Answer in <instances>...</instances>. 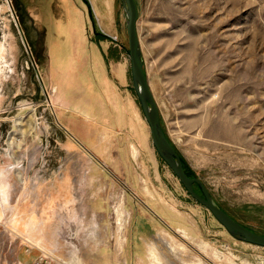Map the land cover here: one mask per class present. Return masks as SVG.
<instances>
[{
	"label": "rangeland",
	"instance_id": "1",
	"mask_svg": "<svg viewBox=\"0 0 264 264\" xmlns=\"http://www.w3.org/2000/svg\"><path fill=\"white\" fill-rule=\"evenodd\" d=\"M64 2L0 0V264H264V248L233 239L154 148L121 0L68 5L86 31L81 53L62 43L57 64L94 66L92 116L81 132L58 126L48 85ZM135 2L167 138L214 201L264 235V0Z\"/></svg>",
	"mask_w": 264,
	"mask_h": 264
},
{
	"label": "water",
	"instance_id": "2",
	"mask_svg": "<svg viewBox=\"0 0 264 264\" xmlns=\"http://www.w3.org/2000/svg\"><path fill=\"white\" fill-rule=\"evenodd\" d=\"M121 2L126 20L132 87L143 116L150 128L152 143L159 157L178 179L191 199L210 212L233 239L248 245L264 248V235L255 233L234 220L214 201L199 178L190 177L186 173L180 155L165 134L157 104L149 87L137 30V4L135 0H121ZM50 97H53V92ZM195 184L200 187L202 195L195 191Z\"/></svg>",
	"mask_w": 264,
	"mask_h": 264
},
{
	"label": "crops",
	"instance_id": "3",
	"mask_svg": "<svg viewBox=\"0 0 264 264\" xmlns=\"http://www.w3.org/2000/svg\"><path fill=\"white\" fill-rule=\"evenodd\" d=\"M76 1L77 0H65L64 3L66 18L62 23L59 22L60 20L56 19L58 38H56V40H54L52 43V46H56V50L54 51L55 53H53L55 54L56 59V64H53V75L55 77V80L53 81L49 78L50 82L48 85L49 88H52L54 90L53 97H51L53 105V109H51V111H53L54 116H57L58 118V126L62 130H65L66 132L68 131L70 133L75 131L81 132V123L83 121L86 122L91 120L92 115L89 110H91V93L93 89H91L90 83L93 78L90 76V74L91 71L95 72L94 66L90 67L89 64H73V59L71 61L72 64H61L63 63V61L60 60L62 43H67L68 53H81V48L79 46L80 38H84L86 31L84 14L81 12L83 16V18L81 17V19H84L83 28H79V25L77 24L79 14L76 13L75 7L71 6L68 8V5H76ZM40 10H37L38 12L34 14V18L32 19L35 23L38 22L39 25H42L45 31H47L45 25H43L41 21H39L41 20L39 19V17L42 16ZM45 36H47L46 33ZM45 51L50 53V51L48 50L47 42L45 45ZM35 52L38 53V49H35ZM74 59H76V56L74 57ZM58 60H60L61 63L59 62V64H57ZM95 66L97 70H103L104 67L103 64H95ZM81 100H83V102L79 104ZM63 181L64 178L60 181L61 185H63ZM61 195L63 197L74 196L72 193V186L67 183L65 191L61 192ZM62 202H64V200H62L60 204H62ZM34 210H37L36 207L34 208Z\"/></svg>",
	"mask_w": 264,
	"mask_h": 264
},
{
	"label": "bare ground",
	"instance_id": "4",
	"mask_svg": "<svg viewBox=\"0 0 264 264\" xmlns=\"http://www.w3.org/2000/svg\"><path fill=\"white\" fill-rule=\"evenodd\" d=\"M189 58V57H188ZM188 65V64H187ZM208 66V65H207ZM191 70V69H190ZM198 70V69H197ZM199 70H201V72L200 73H202V70H204V69H199ZM188 73H190L189 71H187ZM204 72V71H203ZM206 72V71H205ZM203 75V74H202ZM197 76V75H196ZM196 79V78H195ZM193 80H194V78H193ZM221 126V125H220ZM226 129H228V128H226ZM225 130V129H224ZM226 131V130H225ZM223 132V131H222ZM229 132H231V131H229ZM233 134V133H232ZM29 135L32 137V139L33 140H36V139H38V136H37V134H36V127H35V124L34 123H31V127H30V129H29ZM222 135V134H221ZM224 135V134H223ZM234 135V134H233ZM219 136V135H218ZM232 138V137H231ZM239 138V137H238ZM237 140V139H236ZM10 145H12V143H10ZM11 149H12V147H11ZM11 157H13V155H12V152H11ZM17 164L16 165H12L13 167L15 166V168H16V166H18V160L17 161H15ZM5 172V171H4ZM7 173V172H6ZM3 174V170L0 168V177H2L1 175ZM19 174V173H18ZM3 177H5V176H3ZM19 178H20V181H22V183H23V178H22V175H20L19 174ZM6 180V179H5ZM4 183V182H3ZM4 185V184H3ZM3 193H5V192H3ZM8 201V200H7ZM14 221V220H13ZM167 245H168V247H169V249H170V251L171 252H176L178 249H181V248H184V245H182V244H177V242L174 240V239H171V242H168L167 243Z\"/></svg>",
	"mask_w": 264,
	"mask_h": 264
},
{
	"label": "trees",
	"instance_id": "5",
	"mask_svg": "<svg viewBox=\"0 0 264 264\" xmlns=\"http://www.w3.org/2000/svg\"><path fill=\"white\" fill-rule=\"evenodd\" d=\"M181 160H182V162H183L184 169H185L186 173H187L190 177H195V175H194L193 173H191V172L189 171V169L187 168V166H186L184 160H183V159H181ZM194 188H195V191H196L199 195H202L201 189H200V187H199L197 184H195Z\"/></svg>",
	"mask_w": 264,
	"mask_h": 264
},
{
	"label": "built area",
	"instance_id": "6",
	"mask_svg": "<svg viewBox=\"0 0 264 264\" xmlns=\"http://www.w3.org/2000/svg\"><path fill=\"white\" fill-rule=\"evenodd\" d=\"M43 260H44V258L42 257V258H40V260L33 262V264H42ZM46 264H55V263H52L48 260V262Z\"/></svg>",
	"mask_w": 264,
	"mask_h": 264
},
{
	"label": "flooded vegetation",
	"instance_id": "7",
	"mask_svg": "<svg viewBox=\"0 0 264 264\" xmlns=\"http://www.w3.org/2000/svg\"><path fill=\"white\" fill-rule=\"evenodd\" d=\"M52 92H54V90H53V89H51V93H52Z\"/></svg>",
	"mask_w": 264,
	"mask_h": 264
}]
</instances>
